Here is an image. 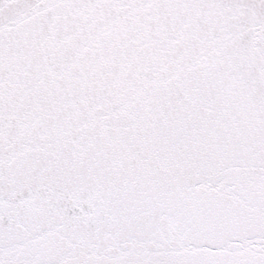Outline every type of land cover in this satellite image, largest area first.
Instances as JSON below:
<instances>
[{"label":"snow or ice","instance_id":"1","mask_svg":"<svg viewBox=\"0 0 264 264\" xmlns=\"http://www.w3.org/2000/svg\"><path fill=\"white\" fill-rule=\"evenodd\" d=\"M0 264H264V0H0Z\"/></svg>","mask_w":264,"mask_h":264}]
</instances>
